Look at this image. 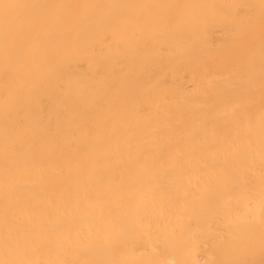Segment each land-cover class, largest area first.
Instances as JSON below:
<instances>
[{
  "label": "bare ground",
  "instance_id": "1",
  "mask_svg": "<svg viewBox=\"0 0 264 264\" xmlns=\"http://www.w3.org/2000/svg\"><path fill=\"white\" fill-rule=\"evenodd\" d=\"M0 264H264V0H0Z\"/></svg>",
  "mask_w": 264,
  "mask_h": 264
}]
</instances>
